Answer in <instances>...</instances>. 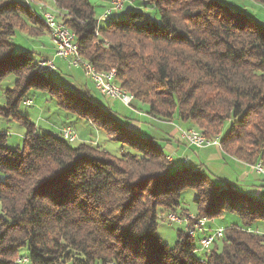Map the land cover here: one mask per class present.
<instances>
[{
	"label": "trees",
	"instance_id": "trees-1",
	"mask_svg": "<svg viewBox=\"0 0 264 264\" xmlns=\"http://www.w3.org/2000/svg\"><path fill=\"white\" fill-rule=\"evenodd\" d=\"M24 1L0 0V83L13 79L0 115L25 129L15 149L0 133V264H264V235L251 231L264 223V199L166 159L163 145L130 128L132 120L114 112L105 95L57 86L39 66L47 57L18 53L12 43L16 31L49 36L40 0ZM141 1L157 11L159 24L136 11L121 20H108L113 11L96 18L90 0H49V8L75 35L81 62L114 71V84L145 105L147 116L190 123L207 138L220 136L227 121L221 151L264 166V25L218 0ZM37 92L119 151L105 150L96 137L68 142L61 132L76 133L69 125L57 135L38 134L18 114ZM184 191L196 194L198 218L230 214L241 225L226 228L201 255L194 254L199 238L183 231L170 247L157 235L158 215L175 213Z\"/></svg>",
	"mask_w": 264,
	"mask_h": 264
},
{
	"label": "rangeland",
	"instance_id": "rangeland-1",
	"mask_svg": "<svg viewBox=\"0 0 264 264\" xmlns=\"http://www.w3.org/2000/svg\"><path fill=\"white\" fill-rule=\"evenodd\" d=\"M120 1V0H119ZM124 1L123 9L121 11L116 10L117 16L114 15L111 18H108L109 21L111 20H121L126 17L127 14L131 12H143L144 14L148 15L151 22L155 24H159L160 18L155 9L152 8L151 5L143 4L141 0H121ZM223 5H229L230 9L233 8H241V12L249 15L250 17L258 18L259 20H264V5L254 4L250 0H218ZM37 2L38 8L43 11L44 14H52L54 16L53 11L54 8L51 6L49 0H40V3ZM90 3L94 7L96 18H99V15L103 12L104 8H106V2L102 0H90ZM43 6H41V5ZM112 4H109V8ZM45 7V8H44ZM51 9H50V8ZM46 10V11H44ZM232 10V9H231ZM47 12V13H46ZM43 15V14H42ZM40 36L39 38L29 37L19 31H16L15 35L12 38V43L15 46L16 52H29L34 54V57L39 58L46 57L45 54H48L52 50V54H50L49 59L53 62L55 70L49 73L48 77L51 78L57 86L65 87L69 89V91L74 93H85L89 92L92 95L98 93L91 84V82L85 77L83 71L79 67H69L68 63L63 60L53 58L54 55V46L50 36ZM109 44L108 41H105L104 44L102 43L101 46ZM50 51H48V50ZM43 59V58H42ZM13 79L9 77L8 79L4 80L0 83V106L4 105V91L10 89L12 87ZM97 97V95H94ZM30 101L32 105L26 106L25 104L21 103L18 107V114L22 117L27 118L36 128V132L38 134L42 133H52L58 134L59 129L63 127V125H69L77 135L79 139L76 143L82 142L84 139H91L95 140L97 134H95L96 130L89 126L85 121L82 119H77L70 112L63 109L61 106L57 104V102L52 99L49 95L41 92L35 93L31 96ZM110 103V107L113 109L114 112H117L122 117L128 120L137 121L141 119L142 113H145L147 107L142 104H138L135 102L136 108H130L122 105L118 101L108 100ZM140 112V113H139ZM139 118V119H138ZM178 121V120H177ZM230 123L225 122L222 126L220 131V136H224L227 131L229 130ZM195 129V128H194ZM196 130V129H195ZM144 133L141 135L144 137H148L151 135L148 131L144 130ZM150 132V130H149ZM0 133L7 135L6 146L10 149L21 148L25 129L19 124L18 121L14 120L13 118L6 119L2 115H0ZM99 135V145L104 148L105 150L111 152L119 151L121 147L118 143L109 142L106 140V137L101 133ZM182 141V140H181ZM183 142V141H182ZM183 145H185L183 143ZM221 150V146L214 147ZM190 156L198 157V161L192 158L193 164L197 165L200 163V157L196 155V151L190 150L188 152ZM166 159H170V156H166ZM224 163H208L203 164L204 168L202 169L206 176H213L216 177L215 181H224L229 182L237 188L241 189L242 191L247 192L249 195L256 196V189L250 188V184H254L257 180H264L263 176H260L255 172V169L245 168L244 166H237L236 165V172L233 170L232 162L228 161L225 157L223 158ZM196 162V163H195ZM193 165V166H195ZM242 171H251L249 178L247 179H240V170ZM196 199V194L193 191H184L181 195L180 199V207L176 210L174 214L180 215L182 219L185 217V214L194 215L195 218H198L196 214V207L194 204V200ZM169 214V213H159L158 220H157V235L158 237L167 245L172 247L176 240V232L185 231V225L179 223H168L165 221V218H162L161 221L159 220L160 215ZM1 215V210H0ZM203 218V217H200ZM206 218V217H205ZM208 219V218H207ZM213 221V227H219L223 231V237L225 233V229L233 224L241 225L240 220L233 215L224 214L220 219H208ZM162 222V223H161ZM192 226V225H191ZM251 231L258 232L259 234L264 235V223H257L252 225ZM187 235V234H186ZM188 237V236H187ZM202 235L197 233L196 239L201 238ZM190 238V237H189ZM217 242V241H216ZM213 246L210 245L206 253L211 249Z\"/></svg>",
	"mask_w": 264,
	"mask_h": 264
},
{
	"label": "built area",
	"instance_id": "built-area-1",
	"mask_svg": "<svg viewBox=\"0 0 264 264\" xmlns=\"http://www.w3.org/2000/svg\"><path fill=\"white\" fill-rule=\"evenodd\" d=\"M109 4L112 6L105 12L104 16L101 18L105 19L112 11L121 10L123 6V1L119 0H109ZM44 15L43 11H40ZM45 16V15H44ZM50 24L49 36L52 40L54 46V55L53 58L63 60L68 63L69 67H79L83 71L85 77L91 82L94 89L99 93L105 95L111 100L118 101L122 105L130 108H135V103L131 95L128 93H119L116 86H114L112 80V70L106 71L104 73H96L94 70L89 69L88 64L77 63L72 56V38L74 34L67 33L63 29V26L55 25V19L48 18ZM39 63L40 67L46 68L48 71L55 70L53 62L49 58H43ZM26 106L32 105L31 101H26L24 103ZM205 132L198 129H187L180 131V138L188 149H204L208 147H219L221 136L215 138H207ZM63 139L67 140L70 143L77 141V135L69 128H64L61 132ZM170 160V159H169ZM255 169V172L259 175L264 176V166L261 163H257L252 167ZM165 214V213H164ZM165 218V221L168 223H179L185 225V231L188 237L195 239L196 234L199 233L202 235L199 238L198 247L195 249V255H201L206 253L207 248L214 244L216 241L223 240V231L219 227H213V221L208 220L207 218H195L194 215L185 214V217L182 219L180 215L169 213L161 214L159 220ZM162 223V222H161ZM192 225V226H191ZM27 259L16 260L18 264H26ZM200 264H204V260H199Z\"/></svg>",
	"mask_w": 264,
	"mask_h": 264
},
{
	"label": "crops",
	"instance_id": "crops-1",
	"mask_svg": "<svg viewBox=\"0 0 264 264\" xmlns=\"http://www.w3.org/2000/svg\"><path fill=\"white\" fill-rule=\"evenodd\" d=\"M104 1V0H102ZM106 2V1H104ZM109 3L106 2V8H104L103 12L99 15V18L101 19L102 16L105 14V12L109 9ZM123 8V7H122ZM122 10V9H121ZM114 17L117 16V12H112L108 17ZM107 17V18H108ZM258 19V18H256ZM264 25V20H259ZM48 50V49H47ZM50 51V50H48ZM53 51V50H52ZM52 51L49 52L52 54ZM45 54L46 57L50 56V54ZM49 58V57H47ZM99 93V92H98ZM113 101V100H112ZM140 113V112H139ZM139 119V118H138ZM178 119H173L172 121H159L156 119H153L149 116H147L145 113H142L141 119L137 121L130 122L129 127L133 130L137 131L140 135L144 133V130L151 133L148 137L154 138L157 141L160 142V144L163 145V149L165 151L166 156H170V160H172L176 165H195L192 162V158H194L196 161H198V157L196 156H190L188 155V152L190 150L196 151V155L200 157V163L198 166L200 168H204L203 164L208 163H224V157L233 164V170L236 172V165L237 166H244L245 168H251V166H247L245 164H242L226 154H224L221 150L214 148V147H208L204 149H188L185 145H183V142L180 138V131L181 130H187V129H194V126L190 123H183L181 121H177ZM90 126V125H89ZM70 127V126H69ZM93 128V127H92ZM150 130V132H149ZM99 139V137H98ZM87 139L83 138V141H86ZM196 163V162H195ZM197 166V165H195ZM251 171H242L240 170V179H248ZM262 176V175H260ZM264 177V176H263ZM249 186H252L250 188L256 189V196L257 198L264 199V180H257L254 184H250Z\"/></svg>",
	"mask_w": 264,
	"mask_h": 264
},
{
	"label": "bare ground",
	"instance_id": "bare-ground-1",
	"mask_svg": "<svg viewBox=\"0 0 264 264\" xmlns=\"http://www.w3.org/2000/svg\"><path fill=\"white\" fill-rule=\"evenodd\" d=\"M26 2H29L30 0H25ZM24 1V2H25ZM30 3V2H29ZM41 5V4H40ZM42 6V5H41ZM43 7V6H42ZM45 8V7H44ZM39 11H41V9H39ZM46 11V10H44ZM39 13V12H38ZM47 13V12H46ZM42 15V14H41ZM45 15V16H44ZM42 15V19L44 20V24L46 25V27L49 29L50 31V24H49V20L48 18H53L55 19V25L57 26H63V29L67 31V33L69 34H73V32H71L62 22L58 21V19L56 20V18L54 16H52V14H44ZM43 23V22H42ZM105 42V41H104ZM103 42V44H104ZM107 44V43H106ZM105 47H107V45H104ZM72 56H73V59H75L77 61V63H80V64H87V63H84V62H81L80 60V56H79V52H78V44L76 42V37L75 35H73V38H72ZM43 68V67H42ZM46 70V68H44ZM89 69L91 70H94V72L96 73H104V72H99L97 71L94 67H92L91 65H89ZM48 71V70H46ZM48 72H51V71H48ZM112 80H113V83L115 82V73L114 71L112 72ZM114 86H116L114 84ZM118 86V85H117ZM117 90L119 91V93H126L125 91L121 90L119 87H117Z\"/></svg>",
	"mask_w": 264,
	"mask_h": 264
}]
</instances>
